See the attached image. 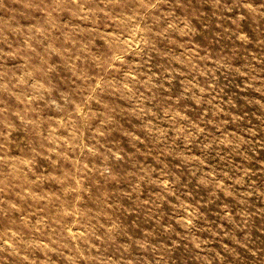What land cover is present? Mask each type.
<instances>
[{
    "label": "rangeland",
    "instance_id": "rangeland-1",
    "mask_svg": "<svg viewBox=\"0 0 264 264\" xmlns=\"http://www.w3.org/2000/svg\"><path fill=\"white\" fill-rule=\"evenodd\" d=\"M0 264H264V0H0Z\"/></svg>",
    "mask_w": 264,
    "mask_h": 264
}]
</instances>
